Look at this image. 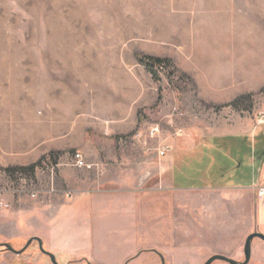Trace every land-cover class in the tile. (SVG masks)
Returning <instances> with one entry per match:
<instances>
[{
	"label": "rangeland",
	"instance_id": "rangeland-1",
	"mask_svg": "<svg viewBox=\"0 0 264 264\" xmlns=\"http://www.w3.org/2000/svg\"><path fill=\"white\" fill-rule=\"evenodd\" d=\"M145 57L166 61L155 64L156 78L140 62ZM211 85L221 86L230 98L218 105L208 102L202 92ZM260 113L264 0H0L1 221L69 194L57 186L59 167H75L74 155L84 156L77 144L101 146L110 137L109 124L124 128L111 136L117 147L147 161L164 157L161 150L199 125L245 116L256 126ZM53 141L77 146L49 151L32 172L3 164L23 156L25 143L34 150L35 142L47 147ZM250 142L255 151L260 141L251 136ZM18 175L27 178L24 190ZM197 180L191 174L188 183ZM252 197L254 208L257 190ZM197 205L190 202L188 210L195 212ZM208 215L189 214L187 236L173 221L171 235L160 237L166 238L165 252H90L94 259L84 252L57 253L58 262L127 264L141 254L128 264H162V254L166 264H205L213 254L228 256L237 248L234 260L243 263L248 235L213 236ZM10 228L1 229L6 234ZM28 239L11 244L20 251ZM253 245L250 264H264V241L255 239ZM185 247L198 251H179ZM0 264L52 263L33 244L24 255L0 254Z\"/></svg>",
	"mask_w": 264,
	"mask_h": 264
},
{
	"label": "crops",
	"instance_id": "crops-1",
	"mask_svg": "<svg viewBox=\"0 0 264 264\" xmlns=\"http://www.w3.org/2000/svg\"><path fill=\"white\" fill-rule=\"evenodd\" d=\"M202 93L213 105L231 96L215 85L205 87ZM263 127L252 126L245 116L228 120L218 117L171 142L164 157L147 161L116 146L111 136L124 130L117 122L105 127L110 137L95 148L53 141L47 147L35 142L32 150L33 145L25 143L23 156L4 166L29 167L51 150L76 146L81 147L78 152H83L88 166L59 167L57 186L66 187L69 194L63 193L38 210L10 213L9 219L0 220L1 243L38 236L56 254L84 252L90 259H94L90 252L128 248L165 252L166 238L160 237L171 235L173 221L187 236L192 212L197 219L212 215L214 224L209 229L213 236L264 235V196L252 207V192L264 187ZM251 136L255 143L260 141L255 151L250 149ZM191 174L198 180L189 184ZM190 202L200 204L195 212L188 210ZM4 226L11 227L6 234L1 229ZM179 251L194 252L198 248ZM236 253L234 248L227 255L235 258Z\"/></svg>",
	"mask_w": 264,
	"mask_h": 264
},
{
	"label": "water",
	"instance_id": "water-1",
	"mask_svg": "<svg viewBox=\"0 0 264 264\" xmlns=\"http://www.w3.org/2000/svg\"><path fill=\"white\" fill-rule=\"evenodd\" d=\"M255 239H261L262 241H264V235L261 234V233H258V232H254L252 234H250L246 241H245V245H244V255H245V261L243 263H240L232 258H229V257H226V256H223V255H214L213 257H211L205 264H213L215 261H222V262H225V263H228V264H249L250 262V259H251V246H252V243ZM35 239H31L28 241V244H27V247L34 241ZM39 242V245H40V249L43 253L47 254L51 260H52V263L53 264H58L55 257L51 254V253H48L46 252L44 249H43V246H42V242L41 240H38ZM5 248L8 249V251L14 253V254H22L23 253V250L21 251H17L15 250L13 247H11L9 244L5 245Z\"/></svg>",
	"mask_w": 264,
	"mask_h": 264
},
{
	"label": "built area",
	"instance_id": "built-area-1",
	"mask_svg": "<svg viewBox=\"0 0 264 264\" xmlns=\"http://www.w3.org/2000/svg\"><path fill=\"white\" fill-rule=\"evenodd\" d=\"M258 124L264 126V113H260L259 114V116H258ZM157 132H158L157 128H153L151 130V134L153 136H155L157 134ZM167 152H168L167 148H164L163 150L160 151L159 154H160V156H164ZM74 166L77 167V168H80V169L85 168L87 166V163H86V161L84 159V156L81 153H76L74 155ZM51 171H52V173H54L55 172V167H53ZM16 178L18 179V181L21 184L20 188H23V190H24V188L28 185L27 178H25L22 175H18L17 177H15V179ZM9 181L12 182V178L11 177H9ZM10 184L11 183H9V187L10 188L13 187V184L11 186H10ZM14 192H19V190L12 191V193H14ZM258 196H259V198H262L264 196V187L259 188ZM32 197L36 198L37 196L34 193V194H32Z\"/></svg>",
	"mask_w": 264,
	"mask_h": 264
},
{
	"label": "flooded vegetation",
	"instance_id": "flooded-vegetation-1",
	"mask_svg": "<svg viewBox=\"0 0 264 264\" xmlns=\"http://www.w3.org/2000/svg\"><path fill=\"white\" fill-rule=\"evenodd\" d=\"M31 239H35V240H34V241H33V242L27 247L28 241L31 240ZM38 240H41V242H42V246H43V249H44L46 252L51 253V254L55 257L57 263L60 264V263L58 262V255H57L56 253L50 251V250L46 247V245H45L43 239L40 238V237H36V236H34V237L29 238V239L25 242V244L23 245V247L20 249V251L23 250V253H22V254H23V255L26 254V253L28 252V250L31 248V246H32L33 244H37L39 251H40L43 255L47 256V257L49 258L50 262L52 263L51 258H50L47 254H45V253H43V252L41 251ZM0 244H1V246H3V248L1 249L3 253H0L1 255L6 254V253H12V252L8 251V249L5 248V245H7V244H9L11 247H13L12 244H11V242H5V243H0ZM253 246H254V245H253V243H252V246H251V259H252V248H253ZM149 250H151V251H158L157 249H154V248H153V249H149ZM149 250H143V251H149ZM243 252H244V250H243ZM12 254H14V253H12ZM22 254H19V255L15 254V255L20 256V255H22ZM140 255H141V254H138V255L135 256L134 258L130 259V260L128 261V263H129L130 261H132V260L138 258ZM214 255H222V254H213L212 257H213ZM159 256H160V259H161L162 264H166V263H165V260H164V257L162 256V254H160ZM223 256H224V255H223ZM226 257H229V256H226ZM210 258H211V257H210ZM210 258H209V259H210ZM229 258H230V257H229ZM60 259H62V258H60ZM209 259H208V260H209ZM232 259H234V258H232ZM251 259H250V262H251ZM208 260H207V261H208ZM207 261H206V262H207ZM244 261H245V255H244ZM250 262H249V264H250ZM128 263H127V264H128ZM240 263H241V262H240ZM52 264H53V263H52Z\"/></svg>",
	"mask_w": 264,
	"mask_h": 264
},
{
	"label": "trees",
	"instance_id": "trees-1",
	"mask_svg": "<svg viewBox=\"0 0 264 264\" xmlns=\"http://www.w3.org/2000/svg\"><path fill=\"white\" fill-rule=\"evenodd\" d=\"M147 61V62H146ZM140 62L143 64H145L146 68L151 72V74H153V77L156 78V73L154 71V66L156 65H160L162 63H165V60H162L160 58H154V57H145L143 60H140ZM146 62V63H145ZM37 166V164L32 165L30 167H25L23 168V172L24 171H34L35 167Z\"/></svg>",
	"mask_w": 264,
	"mask_h": 264
}]
</instances>
